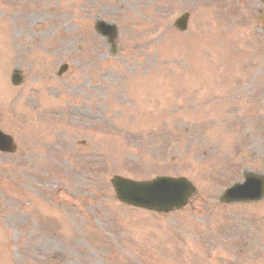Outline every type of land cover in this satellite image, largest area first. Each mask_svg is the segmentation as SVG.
Masks as SVG:
<instances>
[{
  "label": "rangeland",
  "instance_id": "rangeland-1",
  "mask_svg": "<svg viewBox=\"0 0 264 264\" xmlns=\"http://www.w3.org/2000/svg\"><path fill=\"white\" fill-rule=\"evenodd\" d=\"M97 17L117 23L114 48ZM256 43L260 0H0V126L19 145L0 152V264H264V199L219 201L239 162L264 172V64L242 62ZM174 59L178 78L151 68ZM115 171L187 176L198 192L164 214L114 206L93 190Z\"/></svg>",
  "mask_w": 264,
  "mask_h": 264
},
{
  "label": "water",
  "instance_id": "water-1",
  "mask_svg": "<svg viewBox=\"0 0 264 264\" xmlns=\"http://www.w3.org/2000/svg\"><path fill=\"white\" fill-rule=\"evenodd\" d=\"M183 179V178H182ZM185 180V179H184ZM248 180H250V181H254V182H257V178H255V177H251L250 179H248ZM183 181V180H182ZM183 184H185L186 185V187L184 188V191H183V193H182V196H181V198H183L189 191V193L185 196L186 198L185 199H187V196L191 193V191H193L194 190V187L192 186V184L190 183V182H188L187 180L186 181H184L183 182ZM133 185H137V184H127L126 183V187L127 188H132V186ZM143 187V185H141V187L140 188H142ZM147 188H149V186H147ZM146 189H142V191H141V193H143L144 191H145Z\"/></svg>",
  "mask_w": 264,
  "mask_h": 264
}]
</instances>
